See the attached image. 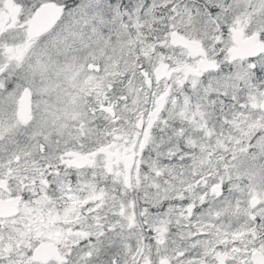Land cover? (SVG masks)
<instances>
[{
    "label": "snow or ice",
    "instance_id": "snow-or-ice-1",
    "mask_svg": "<svg viewBox=\"0 0 264 264\" xmlns=\"http://www.w3.org/2000/svg\"><path fill=\"white\" fill-rule=\"evenodd\" d=\"M0 264H264V0H0Z\"/></svg>",
    "mask_w": 264,
    "mask_h": 264
}]
</instances>
